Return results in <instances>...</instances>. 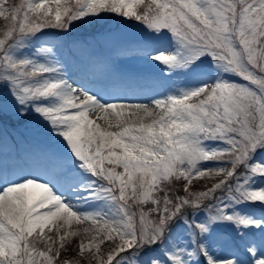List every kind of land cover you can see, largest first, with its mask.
I'll return each instance as SVG.
<instances>
[{"label": "snow or ice", "instance_id": "6c2138e0", "mask_svg": "<svg viewBox=\"0 0 264 264\" xmlns=\"http://www.w3.org/2000/svg\"><path fill=\"white\" fill-rule=\"evenodd\" d=\"M111 19L139 39L105 54ZM0 20V264H264V215L235 210L264 206V0H0ZM118 55L159 68L156 86ZM205 57L214 79L169 88ZM31 113L61 147L10 146L4 122ZM178 221L190 246L168 250ZM216 224L230 256L209 250Z\"/></svg>", "mask_w": 264, "mask_h": 264}, {"label": "rangeland", "instance_id": "374dc122", "mask_svg": "<svg viewBox=\"0 0 264 264\" xmlns=\"http://www.w3.org/2000/svg\"><path fill=\"white\" fill-rule=\"evenodd\" d=\"M3 25V21L0 20V26ZM121 28H117L115 33L113 34L115 39L112 41L111 44H118L119 47L122 49V46L128 43H131L132 41H136L139 39V33L131 30L126 29L123 24H121ZM92 27L88 25H81L77 27L74 30L75 35H80L82 33H85L87 30H90ZM64 39H67L68 37H63ZM56 39V38H51ZM129 39H132L131 42H128ZM158 49L161 50V47L164 49L167 48L168 50H172V43L171 39H168V42L166 44H158L156 45ZM122 51V50H121ZM118 59L125 60L124 62H129L134 65H141L144 64L140 61V59L134 58V55H122L121 57H118ZM146 65V64H144ZM216 69L212 66L211 61H208V63H204L201 65L200 69H197L196 72H189L185 70H179L172 74V80L168 82L169 88L173 87H195L197 86L201 80H203L205 77L208 78H215ZM160 75V69L155 68V73L152 74L151 81L158 82V78ZM27 117L24 119L23 123H17L16 127L10 126L9 123H11L12 119L6 120L4 122V133L5 136L8 137L9 142L12 141V138L16 139L19 143L24 142L23 147L28 146L29 144H48L53 145L56 147H61L62 142L57 140L56 138L52 137L51 132L47 130L46 125H42V122L39 120L38 117ZM22 144V143H21ZM215 147V145H213ZM20 149V148H19ZM17 149V150H19ZM11 150V149H10ZM2 155V153H0ZM14 155V154H13ZM211 164L204 165V167H211ZM213 180L208 178H200L198 180L193 181V185L199 186L201 184L207 183L211 184ZM259 183V182H258ZM264 186V185H260ZM99 206L103 208V205L98 202ZM86 208H83L82 211H85ZM235 210L239 212L242 216L249 217L252 219H255L257 217H260L261 215H264V206L257 207V206H250L247 203H241L235 205ZM199 219L203 220L205 219L204 214H199ZM183 221L180 222L177 226L173 227L169 236L170 240L165 241V246L168 250H171L173 247H184V246H190L189 244V237L186 233L185 227H182ZM83 224H76L73 222L72 230H76L79 228H82ZM213 232L211 234L210 239L208 240L209 244V250L214 253L215 255L219 257H227L232 255L236 249L232 247V245L229 243L230 240L237 239L235 230L231 225H225V224H216L212 226ZM47 231V230H46ZM75 239V238H74ZM154 248H158V246H155ZM152 255H159L158 251H147L142 253V256H152Z\"/></svg>", "mask_w": 264, "mask_h": 264}, {"label": "bare ground", "instance_id": "6f19581e", "mask_svg": "<svg viewBox=\"0 0 264 264\" xmlns=\"http://www.w3.org/2000/svg\"><path fill=\"white\" fill-rule=\"evenodd\" d=\"M84 207H86L88 210H91V211H97V210H101L102 209V207L98 205V202H94V203L91 202V203L87 204V206L84 205L83 208Z\"/></svg>", "mask_w": 264, "mask_h": 264}, {"label": "trees", "instance_id": "16d2710c", "mask_svg": "<svg viewBox=\"0 0 264 264\" xmlns=\"http://www.w3.org/2000/svg\"><path fill=\"white\" fill-rule=\"evenodd\" d=\"M113 19L109 20L106 24H109ZM52 34L56 35V36H60L58 33L52 32ZM35 45H36V41L34 40ZM38 42V41H37Z\"/></svg>", "mask_w": 264, "mask_h": 264}]
</instances>
